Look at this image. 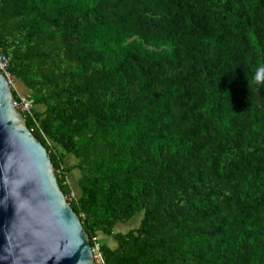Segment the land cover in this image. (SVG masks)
Masks as SVG:
<instances>
[{"label": "trees", "instance_id": "16d2710c", "mask_svg": "<svg viewBox=\"0 0 264 264\" xmlns=\"http://www.w3.org/2000/svg\"><path fill=\"white\" fill-rule=\"evenodd\" d=\"M0 49L104 264H264V0H0Z\"/></svg>", "mask_w": 264, "mask_h": 264}, {"label": "water", "instance_id": "95a60500", "mask_svg": "<svg viewBox=\"0 0 264 264\" xmlns=\"http://www.w3.org/2000/svg\"><path fill=\"white\" fill-rule=\"evenodd\" d=\"M13 102L0 74V264H95L47 150Z\"/></svg>", "mask_w": 264, "mask_h": 264}, {"label": "built area", "instance_id": "2783aa9c", "mask_svg": "<svg viewBox=\"0 0 264 264\" xmlns=\"http://www.w3.org/2000/svg\"><path fill=\"white\" fill-rule=\"evenodd\" d=\"M9 64L10 59L3 53V51L0 49V74L4 76L6 79L8 85L11 87L12 91L14 88V79L12 78L10 72H9ZM14 109L19 112L22 117L23 115L27 117L32 116L33 112V102L30 98V94L25 93L22 95L17 94V99L14 98L13 102ZM35 127H38L37 123H34ZM32 130H30L31 132ZM62 169V168H60ZM58 175H61L62 173L57 171ZM74 199V193H70V195L66 198V201L69 203ZM82 218L84 216L82 215ZM92 254H93V260L95 264H104L103 257L100 251V244L98 242L97 238H92V246H91Z\"/></svg>", "mask_w": 264, "mask_h": 264}, {"label": "rangeland", "instance_id": "374dc122", "mask_svg": "<svg viewBox=\"0 0 264 264\" xmlns=\"http://www.w3.org/2000/svg\"><path fill=\"white\" fill-rule=\"evenodd\" d=\"M78 174L76 172H73L71 173L70 175H68V179L70 181H74L76 179V176ZM142 217V213L141 214H138L137 216H135L133 219H131L129 222L125 223V224H120V225H117L118 227L115 228V231H118V232H121V233H125L133 228H136L140 222V219ZM101 237V238H100ZM101 239L103 241H105L108 245H112V240H106V238L104 236H101L99 235V239L100 240V243H101Z\"/></svg>", "mask_w": 264, "mask_h": 264}, {"label": "crops", "instance_id": "0c3cea01", "mask_svg": "<svg viewBox=\"0 0 264 264\" xmlns=\"http://www.w3.org/2000/svg\"><path fill=\"white\" fill-rule=\"evenodd\" d=\"M13 91L16 92V94L18 95H22V94H25L27 92L26 88L23 86L22 83H19V82H15L14 81V88H13ZM76 180V179H75ZM74 181H70L68 178H67V181H69V185H70V188L73 190V192H75L76 194L79 193L78 189H77V185H76V182ZM101 238V237H100Z\"/></svg>", "mask_w": 264, "mask_h": 264}, {"label": "clouds", "instance_id": "9594fccd", "mask_svg": "<svg viewBox=\"0 0 264 264\" xmlns=\"http://www.w3.org/2000/svg\"><path fill=\"white\" fill-rule=\"evenodd\" d=\"M254 81L257 85H264V64L257 67L256 73L254 75ZM65 199H66V197H65Z\"/></svg>", "mask_w": 264, "mask_h": 264}]
</instances>
